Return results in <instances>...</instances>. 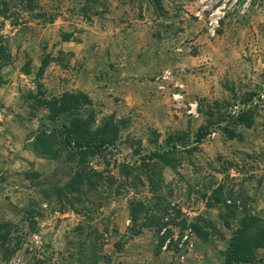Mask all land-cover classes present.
<instances>
[{
    "label": "rangeland",
    "instance_id": "rangeland-1",
    "mask_svg": "<svg viewBox=\"0 0 264 264\" xmlns=\"http://www.w3.org/2000/svg\"><path fill=\"white\" fill-rule=\"evenodd\" d=\"M79 2L0 0V264H179L190 230L185 264H224L240 222H264V0H99L89 20ZM66 93L87 97L79 115L96 126L121 128L83 165L55 130L71 115L54 122L42 105ZM242 111L251 125H236ZM83 168L95 186L71 193ZM134 200L148 225L135 237Z\"/></svg>",
    "mask_w": 264,
    "mask_h": 264
},
{
    "label": "trees",
    "instance_id": "trees-1",
    "mask_svg": "<svg viewBox=\"0 0 264 264\" xmlns=\"http://www.w3.org/2000/svg\"><path fill=\"white\" fill-rule=\"evenodd\" d=\"M14 1L26 4L29 8H32L35 0ZM82 1L83 3L79 2L81 16L89 20L91 19L90 12L93 11L99 0ZM48 63L49 61L45 60L42 68L44 69ZM85 100L87 101L88 99L82 93H66L62 97L42 101V105L47 107L50 112L49 119L54 122H57L61 116L71 115V119L68 123L62 124L60 129L55 130L56 132H61L67 148L71 151L68 155L69 158L72 159L77 156L80 159L79 163L82 165L86 163L87 158L94 157L116 146L120 139L121 132L120 126L113 119L107 120L101 126H96L92 115H89L87 118L79 115L82 112ZM252 122V114H249L247 111H242L236 118V125L246 124L249 126ZM223 130L230 139H235L238 136L236 129L233 127L226 126L223 127ZM53 132L47 133L43 130L40 132V135H48L49 138L55 137L56 134ZM207 132V129H202L199 133V140L205 139ZM130 142L138 145L139 149L137 152L141 154V142L138 140H132ZM49 152V149L45 150L44 154L47 155ZM152 157L157 158L158 162H169L167 152H156L152 154ZM124 169L127 173L131 172V167L129 165L124 164ZM85 186L94 187L95 181L92 180L90 173H88L86 169H78L75 172V176L72 177L68 184L69 190L71 193L81 194L83 192L82 188ZM143 204L142 201L137 200L131 201L130 203L132 221H134L133 226L130 228V233H132L131 235L133 237L140 235L145 226H148L145 224L139 226L137 223V214ZM202 222H204L206 226H202L201 222H195L192 225L193 231L200 239L208 241L211 236L205 228L213 229L215 227L207 220H202ZM153 224L157 226V232L159 233H161L162 229L166 226V224L161 223V219L157 216L153 217ZM5 226L8 228V225ZM228 227H230L229 224ZM166 238L167 236L160 238V246L164 244ZM262 248H264V222L258 216L252 215L246 217L240 222V225L236 228L231 237L224 264L254 263L257 259V251ZM12 254L13 253H9V257Z\"/></svg>",
    "mask_w": 264,
    "mask_h": 264
},
{
    "label": "built area",
    "instance_id": "built-area-1",
    "mask_svg": "<svg viewBox=\"0 0 264 264\" xmlns=\"http://www.w3.org/2000/svg\"><path fill=\"white\" fill-rule=\"evenodd\" d=\"M171 240H168V244L164 246V249H168V245ZM194 233L190 230L186 232L180 239L176 242V248L173 251L177 258L179 259V264H185L188 256L194 251Z\"/></svg>",
    "mask_w": 264,
    "mask_h": 264
},
{
    "label": "crops",
    "instance_id": "crops-1",
    "mask_svg": "<svg viewBox=\"0 0 264 264\" xmlns=\"http://www.w3.org/2000/svg\"><path fill=\"white\" fill-rule=\"evenodd\" d=\"M196 256L198 257L199 254L197 253ZM196 256H195V258L193 257L194 259L192 260V264H203L199 260H197L198 258L196 259ZM207 264H213V262H209Z\"/></svg>",
    "mask_w": 264,
    "mask_h": 264
}]
</instances>
